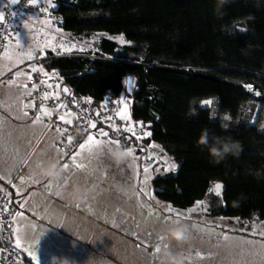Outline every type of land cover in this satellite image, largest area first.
I'll use <instances>...</instances> for the list:
<instances>
[{"label": "trees", "instance_id": "16d2710c", "mask_svg": "<svg viewBox=\"0 0 264 264\" xmlns=\"http://www.w3.org/2000/svg\"><path fill=\"white\" fill-rule=\"evenodd\" d=\"M56 1L64 31L102 34L97 51L118 60L59 58L46 65L96 101L108 93L120 98L125 78L134 77L131 118L150 130L145 144H158L178 165L152 180L157 197L182 210L210 199L215 214L264 220V0ZM120 35L127 43L113 38ZM209 99L217 100L218 118L203 106ZM205 130L241 141L239 158L217 162L202 150ZM214 182L223 183L222 197L208 192Z\"/></svg>", "mask_w": 264, "mask_h": 264}, {"label": "rangeland", "instance_id": "374dc122", "mask_svg": "<svg viewBox=\"0 0 264 264\" xmlns=\"http://www.w3.org/2000/svg\"><path fill=\"white\" fill-rule=\"evenodd\" d=\"M48 2L53 7L57 6L56 0ZM33 29L44 36L43 32ZM70 35L67 38L57 36L54 47L63 46L61 48L71 49L70 52L97 51L96 43L102 37L99 33L88 38ZM113 38L121 44L127 43L122 35ZM36 43L30 44L32 49L39 47ZM10 64L4 54L0 55V79ZM26 69L18 70L22 75H16L13 82L0 81V114L2 111L10 113L12 109L23 111V97L29 90L20 86L23 85L20 79L25 77ZM126 86L129 91L133 89L129 80ZM205 101H211V104L203 103V106L210 108L213 118H218L217 100ZM251 114L252 123H255L258 109ZM221 120L227 126L228 114L221 115ZM259 127L264 129V111ZM130 145L135 146L137 159L127 156L122 149L118 157H114L110 149L117 147L105 145L92 154L84 152L78 157L77 163L85 165L83 169L72 167L70 157L77 148L67 154L64 160L74 170L72 177L57 189L46 206L41 201L37 202V207H48V211L37 215V208L35 214L27 212L23 217V230L29 235L28 250H35L32 255L39 258L40 264H45L44 261L46 264H62L65 259L85 264L92 255L94 259L106 258L108 264H159L164 244L182 253L183 264H264V235H261L264 220L246 221L215 214L210 207V199L200 200L207 204V211L200 209L192 212L190 218H180L179 223L187 225L191 240L182 245L169 240L167 228L176 223L166 222V218L174 221L176 217L167 211L171 205L155 194L152 180L158 175L176 172L178 165L159 147L145 146L144 140H132ZM149 156L154 158L149 159ZM165 162L174 163L175 169L166 170ZM145 166L149 168L147 174L143 172ZM221 185L220 194L211 195L222 197L224 185ZM145 192L148 195H144ZM224 234L229 237L227 241L222 238ZM158 236L165 239L161 241ZM156 245H160V253L154 252ZM15 247L25 259L22 247ZM196 251L203 253L205 258L196 257ZM34 262L37 263L36 260Z\"/></svg>", "mask_w": 264, "mask_h": 264}, {"label": "built area", "instance_id": "2783aa9c", "mask_svg": "<svg viewBox=\"0 0 264 264\" xmlns=\"http://www.w3.org/2000/svg\"><path fill=\"white\" fill-rule=\"evenodd\" d=\"M40 9H47V11H40ZM56 9L57 6H51L48 0H39V3L36 6H30L28 4V0H21V2L18 4H12L10 3V0L4 1L0 5V12H3L5 17L4 22L0 24V55L3 54V50L6 46L8 49L15 46L14 41L12 45H6V42L2 38L5 34L19 31L23 38L22 42L25 41L23 37L24 28L22 27V22L25 20H27L33 28L43 32L44 35H47L48 32L53 28H62L64 18L63 15ZM13 12H15L17 15L13 16ZM27 49L32 51L34 58H27L24 63L10 69L2 76L0 81H13L16 77V74L18 73V70L21 68L43 69V71H34L30 74L31 79L26 80V84L31 90V95H29L27 104L31 105L32 102H35L36 105L35 107L29 106L26 109L31 116H38L40 115V106L47 100H50L52 103H54L55 110L57 105L61 103L67 106V108L61 109L58 112L54 110L55 114L51 118L46 116L43 117L49 129L56 130V127L70 129V134L73 137V143L71 145L67 143V133L65 136H61L59 133L60 136L57 140V144L63 150V152L70 154L75 148H77V146L86 136V133L83 132L80 127H74L75 125L83 124V120H74L73 126L65 125L58 120L57 117L59 115H63L68 110H71V112L77 114L78 116L95 121L98 127H101L102 125L108 127L109 122H104V118L107 116H112L113 120L111 123H114L117 126H120L124 123V121H121L116 115L118 111H121V106L111 93H108L104 99L96 101L93 97L77 94L74 87L67 85L69 93L61 94L60 89L66 85L64 76L61 74L60 69L49 68L46 65L47 62L59 58H88L91 61L96 59H118L112 56L102 55L95 50L87 52H70L61 47L45 49L43 46L35 49L28 47ZM45 72H47L49 76H45ZM49 84H51L52 87H48ZM44 93H49V99H43ZM53 93L59 94V100L53 98ZM88 99L91 100V103H86V100ZM85 109L87 111H85ZM96 111L101 113L99 117L95 116ZM131 121L133 123H139L134 121L132 118ZM108 131L109 136L113 137L119 136V138H123V136L127 135V133L124 132L119 134L113 133L109 130V128ZM143 131L150 132L147 127H144L143 129L139 127L136 128L137 134H141ZM149 138L150 136L144 138L143 140H147ZM4 205H8V212L3 211ZM14 214L15 209L11 200V191L9 187H6L0 191V264H36L32 261L22 258L14 245Z\"/></svg>", "mask_w": 264, "mask_h": 264}, {"label": "crops", "instance_id": "0c3cea01", "mask_svg": "<svg viewBox=\"0 0 264 264\" xmlns=\"http://www.w3.org/2000/svg\"><path fill=\"white\" fill-rule=\"evenodd\" d=\"M4 1L8 0H0V5ZM26 32H28V30L24 28L23 37L25 41H28L29 47H31L30 44L32 45L33 42L36 41L37 46H43L46 49L56 48L54 46H56L55 43L57 36L67 38L69 37L68 34H70L62 28L52 30L50 34L48 33L44 36L37 33V31H33L28 35H26ZM8 50L9 56H11L12 59L9 60L6 58L11 64L6 66L5 73L19 63L27 60V56L22 53L20 48L13 46ZM24 51H28V49L26 48ZM26 70L25 77L22 78L23 80L20 79L23 85L26 84L28 76L34 72L31 68H27ZM128 80L133 83V89L130 91L126 89L120 98H116L117 101H124V96L128 98L124 101V103H127L128 105L127 109L124 110L126 114L130 113L131 100L129 94L135 88V79L133 80L131 77L125 78V86ZM65 87H67V85L60 89L61 94H65L63 91ZM25 89L27 91L29 90V92L23 97L22 105L27 104L29 93L31 91L28 87ZM24 105L22 108L23 111L12 109L10 113L2 111L3 113L0 114V191L9 187L14 209L16 208L15 214H22L14 216V244L16 245V238L19 237L21 241L20 247H22V249H20L25 252V259L34 262L35 260L33 261L29 256V235L25 234V230H23V217L27 216V212L34 213V210H37V208L38 210L35 211L37 212V215H39V212L45 213L48 211L46 210L48 207H42L39 205L37 207V202L41 201L42 204L46 206L57 189L62 185H65L64 183L67 182L68 178L72 177L74 170H72L70 163L67 171L63 169V162L66 161L64 158H66L67 154L63 152V150L58 151L61 149L57 144V140L60 136L59 132L49 129L43 117L42 123H33L36 116H31ZM43 105L46 106L49 111L54 112V103L50 100L45 101ZM119 105L121 106V110H123V105L120 103ZM25 112H27L28 115H25ZM104 129L106 130L105 127ZM153 144L162 149L158 144L151 142L145 144V146L150 147ZM125 147L123 138H121V146L119 149H122V151L125 152ZM53 160L56 162L60 161V163H58V175H48L38 167V164L40 163H43L46 166ZM21 180L24 182L21 183ZM50 182L52 186H50ZM34 252L35 250L31 253L34 254ZM43 263L46 264V261Z\"/></svg>", "mask_w": 264, "mask_h": 264}, {"label": "snow or ice", "instance_id": "6c2138e0", "mask_svg": "<svg viewBox=\"0 0 264 264\" xmlns=\"http://www.w3.org/2000/svg\"><path fill=\"white\" fill-rule=\"evenodd\" d=\"M21 0H10V3L12 4H18L20 3ZM39 3V0H28V4L30 6H36ZM40 11H44L46 12L47 9H40ZM13 16H16L17 14L15 12L12 13ZM4 13L0 12V24H2L4 22ZM22 27L27 29L28 32H26V35H28L29 33L33 32L34 29L32 28V25L27 21H23L22 22ZM3 40L6 42V45H12L13 41L15 42V46L20 48L22 53L24 55L27 56L28 59H33V53L31 50L28 51H24V49L28 48V41H24L22 42L23 38L20 34L19 31L16 32H12V33H8L5 34L3 37ZM63 47V46H61ZM67 51H70L71 49H65ZM3 54L4 56L11 60L12 57L9 56V50L8 47L6 46L3 50ZM43 71V69H36L33 68L32 71ZM17 76L22 75V73H17ZM45 76H49V74L47 72L44 73ZM28 79H31V76H28ZM129 83H131V81H129ZM24 88H27L28 85L24 84V85H20ZM48 87H52L51 84L48 85ZM63 91L65 93H69V89L67 87H65L63 89ZM259 93H257L258 95ZM29 95H31V93H29ZM53 98L59 100V94L58 93H53L52 94ZM43 99L47 100L49 99V93H44L43 95ZM86 103H91V100L88 99L86 100ZM118 103L123 105V110L118 111L116 113V115L119 117V119L121 121H124V123L120 126L115 125L114 123H111V121L113 120L112 116H107L104 118V122H109L108 123V128L110 131H112L113 133L119 134L121 132L127 133V135L123 136V142L125 144V154L129 157H133V159H137L138 157L135 156V146H131L130 142L135 139V141H142L144 138L151 136V132L149 131H143L141 134H137L136 132V128L139 127L141 129H143L145 126L142 122L139 123H133L131 121V116L130 113H127L124 111L127 109L128 105L127 103H124L123 100L118 101ZM203 103L206 104H211V101H204ZM35 107V102H32L31 105H24L25 108L27 107ZM67 108L66 105L64 104H59L56 107L55 111H60L61 109H65ZM85 111H87L85 109ZM39 112L40 115L35 117V120L33 121V123H42V117H49L51 118L55 113L53 111H49L48 108L46 106H44L43 104L40 106L39 108ZM25 115H28L27 112L24 113ZM101 115V113L99 111L95 112V116L99 117ZM58 120L61 121L63 124L65 125H69V126H73L74 124V120H83L84 123L81 125H75L74 127H80L81 130L83 132L86 133V139L84 140V142L80 143L77 146V151H74L71 154V161H72V167L74 168H78V169H83L85 168L84 164L81 163H77V159L78 157L81 156L82 153L84 152H88L89 154H92L94 151L100 150L102 149L105 145H114L117 148H119L121 146V138H119V136H109V131L105 130L104 127H98L97 123L91 119H86L85 117L82 116H78L77 114L71 112V110L66 111L63 115H59ZM103 123V122H102ZM56 131L59 132L61 134V136H65V134L67 133L66 139H67V143L69 145H71L73 143V137L70 134V129L69 128H60V127H56ZM105 138H107L105 140ZM152 147H155V145H151ZM58 151H62V149H59ZM149 159H153L154 157L149 156ZM57 163H60V161H57ZM166 164V170H174L176 165L174 163L172 164H167V162H165ZM63 169L65 171H67L69 169V163L68 162H63ZM143 172L145 174L149 173V168L147 166H145L143 168ZM24 181L21 180V183H23ZM147 182V175L145 176V183ZM50 186H52L51 182H50ZM222 189V185L219 182H216L211 188H209L208 192L209 193H214L216 195L220 194V190ZM144 195H148V193H143ZM202 209L203 211H207V204L203 201H196L194 206L191 209L185 210V211H175L171 206H168L167 211L168 213H174L176 219L174 221L171 220V218H166V222H173L178 224L180 222V218H190V215L192 212H195L197 210ZM3 211L4 212H8L9 211V207L8 205H4L3 206ZM15 215H22L20 213H16ZM151 235V234H149ZM261 235H264V232L261 233ZM159 240L163 241L165 239V237L163 236H158L157 237ZM225 241H227L229 239L227 234H224L222 237ZM16 245L19 247L21 245V241L19 239V237L16 238ZM168 245L164 244V248H167ZM154 252L155 253H160L161 252V247L160 245H156L154 248ZM29 256L32 259H35L37 261V264H40L39 258L35 257L32 255L31 252H29ZM195 256L200 258V259H204L205 256L203 253L196 251L195 252ZM186 259H188L189 257H185Z\"/></svg>", "mask_w": 264, "mask_h": 264}, {"label": "clouds", "instance_id": "9594fccd", "mask_svg": "<svg viewBox=\"0 0 264 264\" xmlns=\"http://www.w3.org/2000/svg\"><path fill=\"white\" fill-rule=\"evenodd\" d=\"M220 5L217 4L216 10H220ZM198 146L207 148L211 157L217 162L231 155L235 158H239L243 151V145L241 141L233 139L232 137H219L209 136L207 130L202 132L201 138L198 141ZM111 154L114 157H118L120 149H110ZM38 167L48 175H58V163L56 161L49 162L46 166L43 163L38 164ZM259 177V174H256ZM167 237L169 240L175 241L177 245L188 243L191 240L190 231L187 225L178 223L167 228ZM55 260V257L53 258ZM62 264H76L75 261L69 262L63 260ZM85 264H108L106 258L97 257L94 259V255L90 256ZM159 264H183V255L181 252H175L171 247L163 249Z\"/></svg>", "mask_w": 264, "mask_h": 264}, {"label": "water", "instance_id": "95a60500", "mask_svg": "<svg viewBox=\"0 0 264 264\" xmlns=\"http://www.w3.org/2000/svg\"><path fill=\"white\" fill-rule=\"evenodd\" d=\"M172 208H173L175 211H185V210H182V209H180V208L173 207V206H172Z\"/></svg>", "mask_w": 264, "mask_h": 264}]
</instances>
